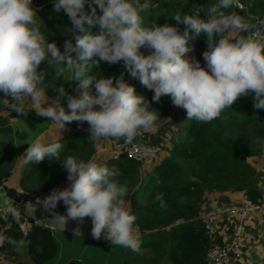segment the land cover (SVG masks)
<instances>
[{
	"label": "clouds",
	"instance_id": "clouds-1",
	"mask_svg": "<svg viewBox=\"0 0 264 264\" xmlns=\"http://www.w3.org/2000/svg\"><path fill=\"white\" fill-rule=\"evenodd\" d=\"M233 6H239L238 0H216L203 17L174 16L177 24L185 25L181 32L167 23L144 26L140 13L149 7V0H53V10H63L70 20L75 41L65 40L61 51L39 30L32 0H0V105L26 113L21 103L24 101L27 108L46 117L59 130L72 121L87 122V131L96 140L131 141L141 129L153 126L158 117L148 99L124 79L123 72L118 77L81 78L86 68L105 61L122 62L128 76L138 78L153 91L152 101L168 95L172 105L185 110L187 119L207 123L250 92L254 108L264 109V37L257 38L253 33L232 38L234 33H247L249 29L242 16L224 11ZM93 26L99 31L92 32ZM202 34L207 44L202 53L203 66L187 55L190 42ZM142 47L149 50L147 54L140 51ZM45 60L71 65L83 91L65 95V89L58 88L56 98H49L40 87L44 77L38 71ZM260 143L264 147V140ZM60 148L59 142L37 138L24 150V162L57 158ZM60 163L67 172V186L36 198L42 213L54 217L63 229L68 220L82 223L90 217L93 239L103 235L111 245L138 251L136 215L128 206L126 185L115 179L117 170L95 159L82 160L73 155ZM162 197V193L156 194L153 202L158 201L163 209L166 205ZM0 199L8 205L6 193L0 192ZM58 202L65 206L64 214L56 213ZM12 215L17 213L13 210ZM75 231L79 233V228Z\"/></svg>",
	"mask_w": 264,
	"mask_h": 264
},
{
	"label": "trees",
	"instance_id": "trees-1",
	"mask_svg": "<svg viewBox=\"0 0 264 264\" xmlns=\"http://www.w3.org/2000/svg\"><path fill=\"white\" fill-rule=\"evenodd\" d=\"M192 3L209 8L216 0L149 1V7L140 13L142 23L148 27L153 23H167L182 32L185 25L177 24L173 17L180 16L182 19L185 14L197 15ZM224 11L231 12L229 9ZM252 11L264 17V0L253 4ZM36 15V24L48 42H55L61 51L65 40L71 39L72 43H75L71 36L70 20L65 14L55 12L53 5L47 4L41 10H36ZM91 31L98 32V26H93ZM190 44L191 51L187 55L195 57L202 66V53L207 50L206 37L202 34ZM72 55L75 56V53ZM38 71L42 72L44 77L40 87L45 88L48 96L57 95L58 88H64L66 92L69 85L78 87L80 83L79 79L74 78L75 70L69 84L60 68L47 60L41 62ZM122 72L124 79L134 86L136 93L143 94L149 101L150 109L156 111L158 119L154 123L164 120L169 110L163 102L170 97L162 95L159 101H152L153 91L143 86L138 78L128 76L122 62L109 64L99 61L96 65L86 68L81 73V78L118 77ZM2 95L0 93V96ZM2 106L0 105V110ZM188 120V133L173 145L168 156L154 164L148 172L144 162L127 156L103 162L109 168L114 167L117 170L115 179L127 187L126 200L130 198L131 209L136 215L134 224L144 232L142 237H149L141 243H146L156 251L163 259V264H206L209 243L202 220L185 221L172 227L177 220L189 217L201 206L206 190H246L251 201L263 199L262 191L256 186L258 170L249 161V157L264 150L260 143L264 140V109L254 108L253 93L239 96L229 108L222 110L217 118L207 123L195 119ZM1 123L13 127L7 117L0 114ZM85 123L72 121L76 128ZM59 143L61 148L57 158L45 157L38 163H26V174L21 178L22 186L27 181L38 184L41 188L31 191L39 193L66 184L67 172L60 162L68 155L88 160L95 154V142L81 129ZM17 158L16 148L10 145L6 138L0 137V188L11 175ZM5 189L10 196L23 195L30 198L27 193H17L14 188ZM158 193L163 194L166 205L163 209L158 201L153 202ZM60 207H65L62 202L57 203L55 211ZM0 222V234L4 241L2 249L7 246L11 248L14 243L24 242L28 254L37 264L58 254L59 246L55 237L43 226L36 225L28 235H23L13 220ZM16 264L25 263L19 261ZM69 264L84 263L72 259ZM116 264H128V260Z\"/></svg>",
	"mask_w": 264,
	"mask_h": 264
},
{
	"label": "crops",
	"instance_id": "crops-1",
	"mask_svg": "<svg viewBox=\"0 0 264 264\" xmlns=\"http://www.w3.org/2000/svg\"><path fill=\"white\" fill-rule=\"evenodd\" d=\"M149 1H154V0H149ZM194 4L199 5L198 3H192L193 9H194L193 6H195ZM205 7L203 6V9L207 11L208 9H206ZM238 34L239 33H234L232 38H235L236 36H238ZM25 110H29V111H25ZM24 111L26 113L31 112L32 114H34V119L32 120L34 121L33 122L34 127L36 126L37 122L45 121L46 123V127L40 132H38V135L35 137V139L42 138L45 142H59L63 138H66L68 135L74 134L78 131L74 129L72 122L67 123L64 129L59 130L46 117L36 115L35 110H30L29 108H27L26 105L24 107ZM179 111L180 113H184L182 114L181 119L179 114L174 118L180 119V122L178 121V119H172L173 117L169 118L168 120L164 119V121L160 123L158 122L157 124H153V126L147 128L148 131H152V132H147V135L145 133L144 136L141 138L140 141L145 144H152V143L156 144L157 143L156 140L158 139L157 138L155 139V137L158 134L163 139L162 142L159 141L158 144H156L161 147L160 153L151 162L146 164L147 172L152 169L154 164L159 163L166 156H168L170 154L173 145L180 140L181 137L179 136V132L181 130V125L186 119V113L185 110L180 107L176 110V112ZM183 117L184 119L181 122ZM30 120L31 119L26 118L24 116V113H18L17 115L18 125L14 127L13 123L10 122V124L13 125V129L15 132H20V131L22 132L19 124H25V123L28 124L27 122ZM165 128H167L168 130L167 129L165 130ZM87 129H88V124L86 122L82 126L81 130L90 136V133L87 131ZM24 131L26 132L25 129ZM35 139L26 142L24 141L25 143H22L21 147L19 145L18 147L16 146V150L18 153V158L15 163L16 166H14L12 169L11 172L12 175L3 182V185L0 188V192L7 194L5 189L6 187L14 188L17 189V191H19L18 190L20 187L19 180L21 181V179H19V176L21 174L23 176L24 173L26 172V163L24 162V155H23L24 150L28 147V143L34 141ZM92 139L95 142V147H96V153L94 154L92 159H95L97 162H100L101 160H104L107 157H109L111 150L114 148L117 141H119L121 138L119 139L104 138L100 140H96L95 138ZM249 161L258 170L259 174H258V180L256 186L260 188L264 198V150L257 155L249 157ZM30 199H31V204L30 206H28L29 208H27V213L32 218L46 220L48 223L55 225L56 229L54 231L53 236L55 237L56 241L58 238L59 241H62L61 243L62 245H64V241H70L71 242L70 246L72 244H74L75 246L74 252L72 251V249H70L66 258L59 256V251H58V254L55 257L39 264H69V262L72 259L81 260L84 264H113V263L116 264L123 262L125 260H128V264H133L132 259H130V256L133 257L136 254H132L130 252L129 254L122 253L124 251L127 252L128 248L105 244L106 239L104 240V238L93 239L89 235L91 229L86 228L87 227L86 225H88L87 222H89V220L84 219L82 223L76 220H68L66 222L65 229H63L58 225V222L54 217H52L47 213H42V211L40 210V206L36 202H34V198L32 196H30ZM127 200H128V206L131 207L130 198ZM249 201H251V199L249 198L248 192L246 190H242V191H222L215 189L206 190L203 196V202L201 206L198 209L194 210L192 215H190L189 217L181 218L177 220L176 223L172 225V227L175 225H180L185 221L201 220L202 215L207 210L216 208L220 205L229 204V203H243ZM56 213L64 214V211H56ZM224 220L225 221L223 223L217 222L216 226L218 228L220 237L227 239L229 236L228 235L229 230L232 227V222L233 221L237 222V220L234 219L233 221H230V219L229 220L224 219ZM238 223L241 226V234H242L241 236L242 256L240 258L230 259V261H228L226 264H264V208L247 218L239 220ZM134 225L137 226L136 224ZM77 228H79V232H81V234L76 233L75 230ZM139 231H140L139 233H141L139 237L143 236L144 232L141 231L140 229ZM3 243H4L3 237L1 238L0 236V264H16L19 261H23L25 264H37L35 263L34 259L28 254L27 246L24 242L14 243L11 246V248L7 246L5 249L1 248ZM94 243L97 245L96 247L98 248L93 247ZM103 249L106 250V254L100 252V250ZM140 250L146 251V253L143 254L147 256V252H151L152 249L150 246H147L144 249H140ZM111 261L114 262L111 263ZM139 263L154 264L150 261L148 263L147 261L139 262Z\"/></svg>",
	"mask_w": 264,
	"mask_h": 264
},
{
	"label": "built area",
	"instance_id": "built-area-1",
	"mask_svg": "<svg viewBox=\"0 0 264 264\" xmlns=\"http://www.w3.org/2000/svg\"><path fill=\"white\" fill-rule=\"evenodd\" d=\"M238 3L239 6H236L237 8H245L242 1L238 0ZM47 4L53 5V0H32V6L36 10H41ZM85 10H89V6L87 4L85 5ZM60 12L65 14L63 10ZM97 14H100L99 8H97ZM261 21L264 20H262L261 17L256 16L253 19L248 32L243 35L254 33L257 38L264 37V24H262ZM7 110H9V112H15L14 110L11 111L9 108H7ZM144 134V130L141 129L131 141H125L124 138H121L111 150L110 158L119 159L127 156L136 161L145 163L157 157L161 151V147L155 144H145L141 142L140 140ZM6 195L9 198V203L8 205L0 203V220L6 222L13 220L17 223L18 230L23 235H28L32 231V228L36 225H41L49 230L51 234H54L56 229L55 225L48 223L46 220L32 218L27 213V208L31 204L30 198H26L23 195L15 197L8 194ZM263 208L264 198L258 199L257 201L223 204L216 208L207 210L201 217L209 243L206 264H226L230 261V259L240 258L242 256V234L241 226L238 221L259 212ZM13 210L17 213L15 217L12 215ZM224 219H230V221H233V219L237 220V222H232V227L229 230V236L227 239L220 237L216 226L217 222L223 223L225 221Z\"/></svg>",
	"mask_w": 264,
	"mask_h": 264
},
{
	"label": "rangeland",
	"instance_id": "rangeland-1",
	"mask_svg": "<svg viewBox=\"0 0 264 264\" xmlns=\"http://www.w3.org/2000/svg\"><path fill=\"white\" fill-rule=\"evenodd\" d=\"M240 1H242V3L244 4V6H245V8L244 9H239V8H237L236 6H233V8L231 9V8H229V11H231L232 13H236V14H238V15H240V16H242L245 20H247V22L249 23V25H251L252 24V22H253V19L255 18V16H259V17H261V19L262 20H264V17H262L259 13L258 14H254V12L252 11V5L253 4H255L256 2H258V1H262V0H258V1H255V0H240ZM195 6H193L194 7V9L193 10H196V13H197V15H199V16H201V17H203V16H205L206 14H207V11L206 10H204L203 9V6L204 5H197V4H194ZM205 7V6H204ZM206 9H208L207 7H205ZM237 35V34H236ZM140 51L141 52H143L144 54H147L148 53V49L146 48V47H142L141 49H140ZM51 64H53V65H55V66H57V67H59L60 68V70L63 72V74L66 76V79H67V81H68V83L70 84L71 82H72V76H73V72H74V68L71 66V65H69V64H67V63H60V64H55V63H51ZM203 66V65H202ZM78 85H79V83H78ZM80 91H83V89H79L78 87H75V86H73V85H69V87L67 88V91L65 92V95H67V94H69V95H78L79 94V92ZM91 92L94 94V92H95V89H93V88H91ZM47 94V93H46ZM49 98H56V95L55 96H49ZM21 103H24L25 105H26V102H24V101H22ZM62 103H66V101H63L62 100ZM164 105L168 108V110H169V114H168V116L165 118V120L167 119H169V118H172V119H178V118H174V117H176L178 114L180 115V119H181V117H182V114H184V113H180V111L179 112H176V110L179 108V107H176V106H174V105H172V103H171V100H170V98L169 99H167V100H165L164 102ZM25 111H29V110H25ZM0 114L1 115H3V114H5V115H3V116H6L7 117V119H8V122L10 123H13V125H14V127H16L18 124H17V115H18V113L15 111V112H9V110H7V108L5 107V106H2V108H1V110H0ZM24 116L26 117V118H29V119H31L30 121H28L27 123L28 124H19V126H20V129L22 130V132L20 131V132H15V131H13L11 128H13L12 126H7L6 124H4V123H1L0 124V137H2V138H6L9 142H10V145H12V146H14L15 148H16V146L18 147V145L21 147L22 146V143H25L26 141H29V140H33V139H35V137L38 135V132H40L41 130H43L45 127H46V123H45V121H40V122H37L36 123V126L34 127L33 126V122L34 121H32L33 119H34V114H32L31 112H29V113H24ZM185 117V116H184ZM184 117L182 118V120H181V122L183 121V119H184ZM180 119H178V121L180 122ZM162 121H164V120H162ZM161 121V122H162ZM177 121V122H178ZM158 123V122H157ZM157 123H154V124H157ZM160 123V122H159ZM73 125V124H72ZM83 126V125H82ZM74 127V126H73ZM189 127H190V123H189V120L188 119H185L184 120V122H183V124L181 125V130H180V132H179V136L181 137V138H183L184 137V135H186L187 133H188V129H189ZM22 128H24L25 130H26V132L24 131V129H22ZM82 127H79V128H76V127H74V129H76V130H78V129H81ZM167 128H165V130H166ZM144 130V133H146V135H147V132H152V131H148L147 129H143ZM164 130V129H163ZM168 130V129H167ZM28 131V132H27ZM28 133H29V136H28ZM161 133V132H160ZM164 133V132H163ZM177 133V132H176ZM28 136V137H27ZM154 136V135H153ZM158 139V140H156V144H158V142L159 141H161L162 142V138H161V136L158 134V135H156V137H155V139ZM25 139V140H24ZM64 139V138H63ZM93 140V139H92ZM25 141V142H24ZM119 141H117V143H118ZM116 143V144H117ZM112 144H114V143H112ZM153 144V143H152ZM155 144V145H156ZM159 146V145H158ZM20 147H19V149H20ZM95 153H96V147H95ZM94 156V155H93ZM93 158V157H92ZM109 159H111L110 158V154H109V157H107L106 159H104V160H101L100 162L102 163V162H105V161H107V160H109ZM17 161V160H16ZM149 162H151V161H148V162H145V164H147V163H149ZM16 163V162H15ZM14 166H16V165H14ZM27 169V168H26ZM24 174H26V173H24ZM12 175V174H11ZM10 175V176H11ZM9 176V177H10ZM24 176V175H23ZM22 176V174L19 176V179H21V177H23ZM20 183H21V181L19 180V191H17V193H21V194H23V193H27L29 196H32L33 198H34V202H36V198L37 197H39V198H43L45 195H47V194H49L50 193V191L52 190V188L50 189V190H46V191H42V192H37V193H34V192H32L31 190H35V189H40L41 188V186L40 185H38V184H33V183H30L29 181H27V183L24 185V186H22V185H20ZM63 186H67V184H65V185H63ZM63 186H60V187H63ZM60 187H57V188H60ZM54 189V188H53ZM17 190V189H16ZM0 203H3V201L2 200H0ZM37 203V202H36ZM30 206V205H29ZM29 208V207H28ZM40 210H41V208H40ZM57 211H65V207H60V208H58V210ZM65 213V212H64ZM84 219H87V220H89V222H87V224L88 225H86L87 227L86 228H90L91 229V227H92V224H91V218L90 217H85ZM0 224H1V222H0ZM135 226V225H134ZM135 229H136V231H137V233H138V236L139 235H141V233H139L140 231H139V228L137 227V226H135ZM78 234H81V232H79ZM89 235L92 237V235H91V231L89 232ZM104 237H103V235L101 236V239H103ZM139 239H140V248H139V250L138 251H132L131 249H127V252L126 251H124V252H122V253H124V254H129V252L130 253H132V254H136L135 256H133V257H131L130 255H132V254H130V255H128V256H130V259H132V262H133V264H141V263H139V262H144V261H147V263L150 261V262H152V263H154V264H163V259H161V257L160 256H158L157 254V252L156 251H153V250H151V252H147V256H145L143 253H146V251H144V250H140V249H144L145 247H147V244L145 243V245L143 244V243H141V242H143L142 240H144V239H146V240H148L149 239V237L148 236H145V237H142V236H140L139 237ZM104 240H105V238H104ZM62 243V241H59L58 240V238H57V244H58V246H59V256H62L63 258H66V256H67V254L69 253V250L70 249H72V251L74 252V249H75V246H74V244H72L71 246H70V241H64V245H62L61 244ZM105 244H108V245H111L110 243H109V241L108 240H106V242H105ZM97 245L94 243L93 244V247L94 248H98V247H96ZM100 252H102V253H104V254H106V250H100ZM89 256V255H88ZM127 256V257H128ZM145 257H148V258H145ZM89 258V257H88ZM148 259V260H147ZM114 261H111V263H113ZM114 264V263H113Z\"/></svg>",
	"mask_w": 264,
	"mask_h": 264
}]
</instances>
